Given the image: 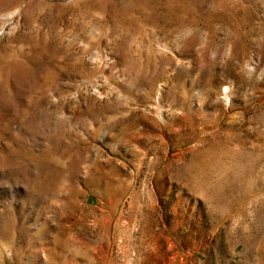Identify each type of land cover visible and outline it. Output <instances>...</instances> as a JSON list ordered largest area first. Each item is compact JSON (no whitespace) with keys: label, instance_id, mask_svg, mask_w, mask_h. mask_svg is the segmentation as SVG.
Returning <instances> with one entry per match:
<instances>
[{"label":"rangeland","instance_id":"1","mask_svg":"<svg viewBox=\"0 0 264 264\" xmlns=\"http://www.w3.org/2000/svg\"><path fill=\"white\" fill-rule=\"evenodd\" d=\"M0 264H264V0H0Z\"/></svg>","mask_w":264,"mask_h":264}]
</instances>
